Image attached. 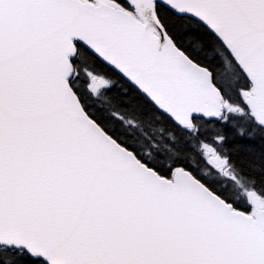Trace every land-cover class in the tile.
Returning a JSON list of instances; mask_svg holds the SVG:
<instances>
[{
    "label": "snow or ice",
    "instance_id": "snow-or-ice-1",
    "mask_svg": "<svg viewBox=\"0 0 264 264\" xmlns=\"http://www.w3.org/2000/svg\"><path fill=\"white\" fill-rule=\"evenodd\" d=\"M0 264H264V0H0Z\"/></svg>",
    "mask_w": 264,
    "mask_h": 264
}]
</instances>
